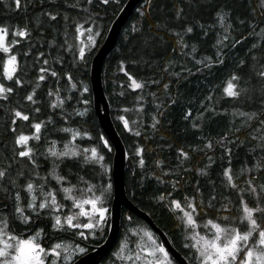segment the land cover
Wrapping results in <instances>:
<instances>
[{
  "label": "trees",
  "instance_id": "trees-1",
  "mask_svg": "<svg viewBox=\"0 0 264 264\" xmlns=\"http://www.w3.org/2000/svg\"><path fill=\"white\" fill-rule=\"evenodd\" d=\"M127 1L118 0V2L102 5L99 0H92L91 4H88L87 0H27L25 8L23 7L25 0H22L20 9L14 7L13 0L0 2V24L9 26L27 24L32 29V43L28 44L22 41L21 44L15 46L21 50L30 49L27 57L22 54L18 55L20 62L18 74L26 83L23 88L13 94L5 107L4 119L0 118V160L10 157L13 150L12 135L6 132L13 107L29 112L30 120H34V122L47 121L49 116L52 117L53 123L42 125L41 140L38 142L30 140L29 143L34 144L38 149L36 159L39 161L40 167L36 171L39 172L40 177L47 181L46 190L49 188L48 186L58 187L47 175L48 169L51 167L49 160H46L45 156L40 153H45L46 147L53 140L59 143L70 140L71 134L61 132L62 127H70L81 132L87 131L90 134V139L83 137L76 139L75 142L81 150L87 148L89 155L91 149L96 148L98 153L105 157L102 162L105 167L100 168L99 163H81L83 156H80L73 160H65L57 172L66 175L68 182L74 184L83 177L96 189L111 185L104 202V207L108 210H110L113 200L111 166L114 151L94 112L90 70L94 55ZM220 4L231 9L232 27L229 29L226 41L224 40V29L216 24L214 19L215 8ZM177 7L184 9L186 20L176 21L174 19ZM42 11L58 13L57 18L49 20L47 16L41 14ZM141 11L145 12L143 18L140 16ZM65 16L69 18L67 22L64 20ZM37 19H39L40 28L43 30L42 34L35 27ZM196 20L204 25L203 31L207 35H202L201 29L195 25ZM241 20L244 23H240ZM75 22H79L83 26L85 33H87L86 29L91 27L100 33L99 35L93 33L96 41L94 46L89 42L85 43L87 46L85 61H80L73 50L65 51L61 47L65 40L68 41V44L81 45L82 36H80V40L74 38ZM185 22L193 25L194 33L185 37L188 47L184 48V52H189L191 45L195 43L197 52L193 55L182 54L177 46V37L171 35L167 30L168 28L180 30ZM157 24L160 25L159 28ZM133 26L137 29L136 32H133ZM262 27H264V7H261L260 0H211V3L207 0H192L191 4L188 3V0H152L151 9L147 8L146 0H141L122 26L113 49L102 64L101 84L108 104L109 115L121 139L125 155L133 166L132 169L125 168V195L135 207L149 216L165 234L171 246L185 258L188 264H191V252L183 246L186 241L182 230L177 227L179 220L174 214L175 210L170 211L167 205L170 199H176L184 204L186 196L197 197L196 203H199L201 195L196 193V187L199 186L205 204H207L209 196L216 197V200L212 201L213 208L205 207L196 215L195 218L201 224L207 219H217L218 214L215 208L225 203V197L230 198L234 204H238L236 193L231 189H225L226 178L223 177L222 172L224 167H229V162L218 141L226 132L229 134L227 139L239 137L235 143L226 146L231 149V174L234 177L238 176L239 178L235 182L244 187V177L239 175L237 170L245 162L253 163L252 157L259 153L258 148L255 152L252 151L258 141L251 139L252 135H259L254 131L258 121H253L250 127H242L240 122L244 118L238 115L234 116L233 111H259L262 107L261 102L264 101L262 82L256 76L255 71L249 70V66L253 63H255L256 69H259L260 64H264ZM241 37H243L242 40ZM218 38L222 41L219 46L216 44ZM17 39L19 38L17 37ZM85 40L87 39L85 38ZM236 40H240V43L233 46ZM50 41L51 43H49ZM254 43L259 47L253 49ZM217 51L222 52L223 63H213L209 68L195 63V60H203L205 57L215 59ZM37 52H43L44 56L49 58V66L57 70L59 76L57 78L48 77L46 82L40 83V86L36 88L35 95L37 104L31 105L23 97L32 90L37 69L42 66V62L36 58ZM253 52L257 55L256 62L251 59ZM57 59H59V63ZM241 59L245 60V64L238 67ZM169 61L172 63L169 64ZM121 62L124 63L127 72L138 81L145 83L143 91H133L129 87L130 81L127 80L124 73L119 71ZM234 72L241 76L239 84L241 88L245 89L239 100L227 97L223 92ZM25 73L26 75H24ZM64 73H69L74 78L73 83L77 85L76 89L68 90L70 85ZM177 73L179 76L176 75ZM154 81H159V83H153ZM165 83L169 85L167 91L163 88ZM85 87L88 89L87 92L83 91ZM57 88L61 90L62 97H73L66 101L65 113H72V109L78 111L87 109L86 113L83 116L72 114L68 119H63L60 109L50 108L49 104L51 100L55 99V95L49 97L47 94L49 91L54 92ZM121 92L124 93L123 96L120 95ZM152 93H155V96ZM209 94H211V102L206 99ZM138 96L141 99L138 100ZM83 99H87L89 103L84 105L77 102V100ZM161 105L162 107L157 111L158 106ZM206 106L214 108L215 113L205 112L204 119L201 120L199 113L204 112ZM34 107H39L41 111L39 113L32 111ZM125 108L128 111H123ZM186 114L189 118H186ZM120 115H124L130 121L129 130L126 131L123 122L118 119ZM153 117L159 121L156 124V129L152 127L156 123ZM259 118L264 119V114H261ZM131 121H136V123L132 124ZM193 123L200 124V127L193 128ZM17 124L23 126L19 121ZM27 124L28 122L24 125V133H27ZM17 131L22 132L18 129ZM137 131L140 132L139 136L135 135ZM100 137L108 142L110 150L104 148V142ZM208 143L212 144L211 149L205 148ZM136 148L141 149L140 155L136 154ZM177 149L187 152L188 158H180ZM207 156H211L214 160L210 168H205V165L208 164ZM141 160L144 161L143 164L140 163ZM157 161H161L159 166ZM16 168H24L23 171L26 175L31 170V166L23 162L14 164L11 170L13 176L17 171ZM198 168L205 169L207 174H198ZM184 169H190V171ZM165 171L168 174H165ZM259 176L264 179V172H261ZM23 180V177L20 178L19 184H22ZM176 181L179 182L178 186L173 189L172 184ZM0 184L11 191V185L7 180ZM80 186L87 187L82 183ZM213 189H215L214 192ZM20 190L22 191V189ZM162 193L167 197L163 202L157 199ZM168 193H171V197L167 196ZM21 194L24 197L25 192L22 191ZM57 195L58 200L68 204V201L63 200L61 193ZM25 202L22 200V204ZM12 203V199H5V193L0 192V216L7 215L11 219ZM248 203L250 205L253 203L251 197L248 198ZM262 203H264V198H262ZM5 205L7 208L4 207ZM61 213L65 214L64 211ZM226 215L228 220L220 219L218 222L221 224L232 223V217H239L240 213L233 207ZM261 223L264 224V216H261ZM135 226H142L152 231L142 219L122 207L118 240L110 253L99 264L114 262V252L120 238L127 234L129 228ZM29 227L33 232L36 228L43 229L41 236L46 241L41 242L47 247H50L54 240L61 241L63 239V231L51 229L50 220L47 218H37L30 222ZM108 227L107 222L104 229L95 238L87 237L83 240L87 252L92 251L106 240ZM11 228L16 233L25 236L29 234L18 219L11 221ZM154 235L161 242L157 234L154 233ZM129 240L133 244L132 239ZM171 260L173 264H176L172 258Z\"/></svg>",
  "mask_w": 264,
  "mask_h": 264
},
{
  "label": "snow or ice",
  "instance_id": "snow-or-ice-1",
  "mask_svg": "<svg viewBox=\"0 0 264 264\" xmlns=\"http://www.w3.org/2000/svg\"><path fill=\"white\" fill-rule=\"evenodd\" d=\"M2 2V0H0ZM110 2H118V0H99L102 5H108ZM211 3V0H207ZM88 4L92 3V0H87ZM188 3H192V0H188ZM14 7L20 9L22 7V0H13ZM261 7H264V0H260ZM146 5L148 9H151L152 0H146ZM27 0L23 7L26 8ZM75 7L76 5H72ZM43 16H47L49 20H55L58 13L52 14L49 12L41 13ZM145 15L144 11L140 12L141 18ZM69 18L64 17L67 22ZM174 19L180 21L181 19L186 20L187 17L184 14V9L177 7L175 11ZM215 23L224 29L225 35L224 40L228 39L229 29H231V9L227 8L224 4H220L215 8L214 11ZM244 23V21H240ZM195 25L199 27L202 31V35H207L204 29V25L200 23L199 20L195 21ZM227 25V27H225ZM35 27L38 31L43 32L40 28V21L37 19L35 21ZM159 28L160 25L157 24ZM168 32L177 37V46L180 48L182 54L193 55L197 52V45L193 43L190 47L189 52H184V48L188 47L186 36L194 33V27L192 24L185 22L184 26L180 30L173 28H168ZM85 31L83 26L79 22H75V39L80 40V36ZM137 29L133 26V32ZM88 33L87 39L90 44L95 45V35H99L98 31L93 28H87ZM261 32L264 33V27L261 28ZM67 35V33H65ZM259 35V34H258ZM8 37H11L8 39ZM17 37L19 39H17ZM241 40L243 37L240 38ZM28 44L32 43V29L25 24L24 26H9L6 24H0V62H2V81L8 83L0 82V101L10 102L11 97L14 93H17L21 88H23L26 81L21 78L18 74L20 67V62L18 60V55H23L27 57L29 55L28 50H21L15 46L21 44V42ZM51 43V41L49 42ZM240 43V40H236L233 44ZM217 46L222 44V41L218 38L216 41ZM67 45V47H65ZM76 46L68 44L65 40L61 47L65 51L73 50L80 61L86 60V45ZM34 46V45H33ZM259 47L258 44H253L252 48L255 49ZM222 52L217 51L215 59L212 57H205L203 60H195V63L201 65L204 68H209L213 63L221 64L223 63ZM37 60L42 62V66L38 67L37 75L34 77L35 84H33L32 90L28 91L23 97L24 100L28 101L31 105H36L37 101L35 99L36 88L40 86L41 82H46L48 77L57 78L59 73L57 70L49 66V58L44 56L43 52L36 53ZM251 59L253 62L257 61L256 53H252ZM59 63V59H57ZM135 63V61H133ZM169 64L172 61L168 62ZM245 60L241 59L239 61V66H243ZM166 70V69H165ZM250 71H255L257 77L260 78L261 88L264 89V64H260L259 69H256L255 63L249 66ZM119 71L124 73L127 80L130 81L129 87L135 90H141L145 88V83L138 81L132 74L127 72L124 67V63L121 62ZM26 75V73L24 74ZM67 77L68 83L70 85L69 91L77 88V85L73 83V77L69 73H64ZM179 76V73L176 74ZM241 76L235 72L230 76L227 86L223 89V92L234 100H239L245 89L241 88L239 81ZM153 83H159V81H154ZM165 91L168 90L169 85L165 83L163 85ZM87 88L83 89L87 92ZM49 97L55 95V99L51 100L49 107L53 109H60V114L63 119H68L72 114L76 116H83L87 109L78 111L72 109V113H65L66 101L73 99L71 96H61V90L59 88L55 91H49L47 94ZM121 96L124 95L123 92L120 93ZM155 96V93H152ZM141 99V97H137ZM206 99L211 102V94H209ZM78 103H83L87 105L89 101L87 99L77 100ZM262 107L259 111L243 112L234 110L233 115L243 117L241 120L242 127H250L253 121H258V125L254 131L258 132L259 135H252L251 139L258 141L255 148L252 149L253 152L259 149V153L253 156V163L248 164L245 162L240 169H238L239 175L244 177L243 184L241 187L235 181L239 178L234 177L231 174V149L228 148L227 144H233L239 137L234 139H227L228 133L226 132L224 136H221L218 144L223 149L225 157L228 159L229 167H224L222 175L226 178L225 189H231L234 191L238 197V204H234L230 198L225 197V203L221 204L219 207L215 208L217 212V219H207L202 227L205 229L204 232L197 231L198 227H201L198 220L195 218L199 211L203 210L205 207L213 208L214 205L212 201L216 200L214 195L208 197V202L202 198L201 189L199 186L196 187V193L201 195L199 203H196L197 197H185V203L182 204L176 199H170L168 202V207L170 211H174L177 215L179 227L184 235L186 243H184V248L189 249L191 252L190 262L191 264H264V224L261 223V216H264V203H262V198H264V179H261L259 174L264 172V119H260L261 114H264V101L261 102ZM2 107V105H0ZM158 106L157 111L159 108ZM32 111L39 113L41 109L39 107H34ZM123 111H128V109H123ZM205 112L215 113V109L206 106L204 112L199 113V119H204ZM186 118H189L186 114ZM118 119L123 122L125 130L130 129V121L125 118L124 115L118 116ZM156 121L152 125L153 129H156V124L159 121L153 117ZM18 121L29 122L32 133L25 134L24 132H17ZM45 123H53L52 117L49 116L47 121L32 122L30 120V113L23 111L19 108L13 107L11 109V120L6 128V132L12 135L13 150L10 157H4L0 160V182L5 180L11 185V191L9 188L4 187L0 184V192L5 193V199H12L13 214L11 219L7 215L0 216V264H58L61 259L66 262H72L74 264L73 257L78 253H86L84 247H80L78 244L74 246L73 250L70 251L67 245L61 243H53L50 247L42 244L39 237L41 236L43 229L36 228L35 231H31L29 225L30 222L37 218H47L51 216L52 223L51 228L54 231H63L65 229L77 230L75 235L84 238L85 232L79 231L80 229H87L90 233L101 226L103 222L107 219L108 209L104 207L105 196L107 191L110 189L111 185L102 186L100 189H96L93 184H90L83 177L80 178L78 183L68 182L66 175H61L57 172V169L64 163L65 160H73L83 156V161L81 163L93 162L99 163L100 168H104L102 163L105 159L104 156L98 153L96 148H92L90 155L89 150L84 148L82 151L79 149L78 145L72 143L77 137H87L91 138L87 131H78L70 127H62L60 129L63 133H70L71 139L67 140L63 144L61 150H57L56 141H52L45 149V153H40L44 155L46 160H49L51 167L48 169L47 175L56 181L59 188L49 187L45 189V184L47 181L43 177H40L37 168L40 167L39 161L36 159V153L38 149L35 146H30L29 141H40L41 140V129L42 125ZM135 124L136 121H131ZM193 128H199L200 124L193 123ZM239 131V129H237ZM136 136L140 135V132L135 133ZM100 139L104 142V148H109V144L103 137ZM243 143V141H241ZM205 148L211 149L212 144L208 143ZM180 158L187 159L188 153L184 152L183 149H177ZM136 154H141V149L136 148ZM51 158V159H49ZM208 164L205 168H210L214 163L211 156H207ZM25 163L31 166V171L25 177V173L22 168H19L15 175L11 174V170L14 164ZM141 164L144 163L143 160L140 161ZM161 161H157L159 166ZM185 171H190V169H184ZM197 173L201 175H206L205 169L198 168ZM165 174H168L165 171ZM35 176L40 183H35L32 177ZM24 178L25 182L23 184H18L20 178ZM159 180V177H157ZM61 182H67V186L61 184ZM163 183L162 180H160ZM87 185V187L80 186ZM178 181L172 184L173 189L178 186ZM211 183V181H209ZM22 189L27 193L25 197H22L21 191L17 189ZM38 190V192H37ZM215 189H213V192ZM99 192V194H96ZM58 193L63 194V200L70 201V205L67 207L69 211L66 215H61L63 209L66 205L58 200ZM171 197V193L167 194ZM251 197L253 203L250 205L248 203V198ZM167 197L162 193L157 199L161 202L165 201ZM22 200L26 203L22 204ZM7 208V205L4 206ZM238 209L240 215L239 217H232V223L221 224L218 220H228L226 213L230 212L232 208ZM72 209L77 211L73 212ZM224 215H221V214ZM84 218L86 222L80 221L79 218ZM19 220V222L25 226L28 230V235H23L21 233H16L11 228L12 220ZM141 239L139 241H133L135 244V249L128 248L127 254L125 253V245L122 244L119 251L116 253L122 261L127 260L129 264H173L169 257V252L165 249L164 245L160 244L155 237L154 233L148 230H140ZM146 237V240L144 239Z\"/></svg>",
  "mask_w": 264,
  "mask_h": 264
},
{
  "label": "water",
  "instance_id": "water-1",
  "mask_svg": "<svg viewBox=\"0 0 264 264\" xmlns=\"http://www.w3.org/2000/svg\"><path fill=\"white\" fill-rule=\"evenodd\" d=\"M140 1L141 0H128L126 2L119 15L110 26L106 38L92 59L90 86L93 95L94 112L103 133L111 143L114 151L111 166L113 200L110 207V231L106 240L101 245L95 247L92 251L87 252L74 260V264H99L103 258L110 253L118 240L122 207L142 219L150 229L157 234L162 245H164L165 249L169 252V256L176 264H188L185 258L171 246L165 234L154 224L149 216L135 207L125 195V168L132 169L133 166L130 159L125 155L121 139L111 121L108 104L101 84L102 64L106 56L113 49L122 26Z\"/></svg>",
  "mask_w": 264,
  "mask_h": 264
},
{
  "label": "rangeland",
  "instance_id": "rangeland-1",
  "mask_svg": "<svg viewBox=\"0 0 264 264\" xmlns=\"http://www.w3.org/2000/svg\"><path fill=\"white\" fill-rule=\"evenodd\" d=\"M91 28H93V29H95L94 27H91ZM84 33L85 32H83L82 33V44L83 45H85V43L86 44H88V39H87V36H88V33H85V35H84ZM85 38L87 39V40H85ZM9 39V38H8ZM80 46H82V45H80ZM0 68L2 69V62H0ZM0 78H1V76H0ZM0 82H1V79H0ZM227 86V85H226ZM25 134H27V133H25ZM81 138H83V137H77V139H81ZM70 139H71V137H70ZM65 142H63V143H59V142H57L56 141V148H57V150H61L62 148H63V144H64ZM72 143L73 144H75V145H77L76 144V142H75V140L74 141H72ZM30 146H34V144H29ZM80 149V148H79ZM81 150V149H80ZM82 151V150H81ZM16 170H18V168H16ZM23 170H24V168H23ZM31 171V170H30ZM27 175L25 174V177H26ZM32 179H33V181L35 182V183H40L41 181L40 180H38L35 176H33L32 177ZM53 181L56 183V181L53 179ZM25 182V181H24ZM61 184L62 185H64V186H67V184H66V182H61ZM58 186V188L60 187V185H57ZM18 190V189H17ZM37 192H38V190H37ZM26 193V192H25ZM22 195V194H21ZM26 195H27V193H26ZM62 195V197H63V194H61ZM66 205V207L63 209V211H64V215H66L67 213H68V211H69V208L67 207L68 205H70V201H68V204H65ZM62 211V212H63ZM72 211L73 212H75V211H77L76 209H72ZM59 214H61L62 216H63V214L62 213H59ZM110 210H108V212H107V219H106V221L105 222H103L102 224H101V226L100 227H98L97 229H95L94 231H92L91 233L87 230V229H80L79 231H84L85 232V237L84 238H81V237H79L80 239H82V240H84L85 238H87V237H91V238H95L97 235H98V233H100L103 229H104V227H105V225L107 224V222H108V233H109V231H110ZM47 219H49L50 220V222L52 223V219H51V216H48L47 217ZM80 219V221H83V222H86L85 220H84V218H79ZM204 223H201L200 225H201V227H198V229H197V231H200V232H204L205 231V229L202 227V225H203ZM141 229H143V230H147V229H145L144 227H142V226H135V227H131V228H129L128 229V231H127V234L126 235H123L121 238H120V240H119V244H118V246H117V249L115 250V252H114V262H111L110 264H129V261H127V260H124V261H122L121 259H120V257L118 256V255H116V253L119 251V249H120V247H121V245L122 244H124L126 247H125V253L127 254V249L128 248H132V249H135V244L133 243V244H131V242H129L130 240L129 239H132L131 241H139L140 239H141V234H140V230ZM149 231V230H148ZM152 232V231H151ZM153 233V232H152ZM108 236V235H107ZM130 237H132V238H130ZM39 239H40V241H42L41 239H42V237L40 236L39 237ZM145 240H146V237L144 238ZM159 242V241H158ZM53 243H61V244H64V245H67L68 247H69V250L70 251H72L73 250V248H74V246L75 245H79L80 247H84L85 249H86V251H87V248L83 245V241H58V240H54V242ZM160 244H162L161 242H159ZM87 253V252H86ZM86 253H76L75 254V256L73 257V260H75L77 257H80V256H82V255H84V254H86ZM171 259V258H170ZM72 262H67V264H71ZM58 264H66V262H64L62 259L60 260V261H58ZM137 264H138V262H137Z\"/></svg>",
  "mask_w": 264,
  "mask_h": 264
},
{
  "label": "flooded vegetation",
  "instance_id": "flooded-vegetation-1",
  "mask_svg": "<svg viewBox=\"0 0 264 264\" xmlns=\"http://www.w3.org/2000/svg\"><path fill=\"white\" fill-rule=\"evenodd\" d=\"M0 76H1V82H4V83H8V82H6V81H2V69L0 68ZM8 103L9 102H5V101H0V105H2V107H0V109H1V111H0V118L1 119H4V117H5V107L8 105ZM32 122H34V120H31ZM19 123H21L23 126H19L18 125V127H17V129L18 130H21L22 132L23 131H25V123L26 122H23V121H19ZM32 131H33V129H31V127H30V123L28 122V124H27V134H31L32 133ZM17 132H19V131H17ZM29 143H30V141H29ZM24 181L25 180H23V183H24ZM22 183V184H23ZM18 184H19V182H18ZM57 185V184H56ZM48 187H50V186H48ZM58 187V186H57ZM18 190H20L19 188H18ZM21 191V190H20ZM23 191V190H22ZM21 191V192H22ZM24 192V191H23ZM26 196V193H25V195H24V197ZM26 203V202H25ZM50 225H51V222H50ZM52 229V228H51ZM77 230H71V229H65V230H63V234H62V237H63V239H61V241H83L82 239H80L77 235H75V232H76ZM42 237V236H41ZM42 241H46V239L45 238H43L42 237V239H41ZM87 252V251H86ZM89 252V251H88Z\"/></svg>",
  "mask_w": 264,
  "mask_h": 264
}]
</instances>
